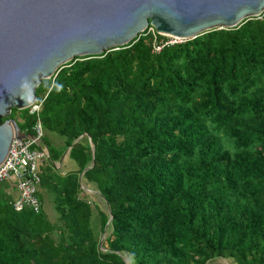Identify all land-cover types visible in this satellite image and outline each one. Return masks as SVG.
<instances>
[{
  "label": "trees",
  "instance_id": "obj_1",
  "mask_svg": "<svg viewBox=\"0 0 264 264\" xmlns=\"http://www.w3.org/2000/svg\"><path fill=\"white\" fill-rule=\"evenodd\" d=\"M169 40L149 26L77 56L36 87L38 111L11 109L50 159L39 212L0 182V264H264V12Z\"/></svg>",
  "mask_w": 264,
  "mask_h": 264
},
{
  "label": "water",
  "instance_id": "obj_2",
  "mask_svg": "<svg viewBox=\"0 0 264 264\" xmlns=\"http://www.w3.org/2000/svg\"><path fill=\"white\" fill-rule=\"evenodd\" d=\"M263 12L264 0H0V164L14 137L33 136L11 109L30 107L41 80L77 56L117 49L149 26L182 41Z\"/></svg>",
  "mask_w": 264,
  "mask_h": 264
},
{
  "label": "built area",
  "instance_id": "obj_3",
  "mask_svg": "<svg viewBox=\"0 0 264 264\" xmlns=\"http://www.w3.org/2000/svg\"><path fill=\"white\" fill-rule=\"evenodd\" d=\"M153 28V27H152ZM169 43L176 42L172 39ZM160 46H156L159 49ZM39 104L31 105V111H38ZM35 135L24 138L14 137L8 152L0 164V182L12 179L16 190V198L12 207L20 211L27 206L35 212L40 211V202L37 197L38 186L41 181V163L46 158L47 149L40 145L43 130L37 121ZM38 147H34V146Z\"/></svg>",
  "mask_w": 264,
  "mask_h": 264
},
{
  "label": "rangeland",
  "instance_id": "obj_4",
  "mask_svg": "<svg viewBox=\"0 0 264 264\" xmlns=\"http://www.w3.org/2000/svg\"><path fill=\"white\" fill-rule=\"evenodd\" d=\"M55 142H56V145H55V147L56 148H59L60 146H62L61 144V140H60V138L58 137H55ZM47 159L45 158L44 160H43V162L41 163V170H46L45 168H46V165H47V161H46ZM67 161H68V164L69 165H65L64 166V164L66 163V158L63 160V162H56L55 163V166H56V168L57 169H59V170H62V171H67V170H69V169H72L74 166H75V163L72 161V160H70V159H67ZM72 165H74V166H72ZM86 188V187H85ZM90 188V189H89ZM89 188H86V191L88 192V193H90V194H92V193H96L97 191L94 189V188H92V185L91 186H89ZM93 198H94V200L96 199V197L95 196H92ZM48 201V200H47ZM48 202H50V200L48 201ZM101 205L102 206H104V204L101 202ZM45 210L47 211V213H50V211H52L51 213L52 214H50V216H51V218H55V216H56V218H57V216H58V214L56 213V211H55V209H54V207L52 208V205L51 204H48L47 202H46V205H45ZM55 218V219H56ZM226 264L227 262L225 261V260H223V259H221V258H216V259H213V260H211L208 264Z\"/></svg>",
  "mask_w": 264,
  "mask_h": 264
},
{
  "label": "crops",
  "instance_id": "obj_5",
  "mask_svg": "<svg viewBox=\"0 0 264 264\" xmlns=\"http://www.w3.org/2000/svg\"><path fill=\"white\" fill-rule=\"evenodd\" d=\"M66 160H67V157H66Z\"/></svg>",
  "mask_w": 264,
  "mask_h": 264
},
{
  "label": "clouds",
  "instance_id": "obj_6",
  "mask_svg": "<svg viewBox=\"0 0 264 264\" xmlns=\"http://www.w3.org/2000/svg\"><path fill=\"white\" fill-rule=\"evenodd\" d=\"M169 37V36H168ZM171 38V37H170Z\"/></svg>",
  "mask_w": 264,
  "mask_h": 264
}]
</instances>
